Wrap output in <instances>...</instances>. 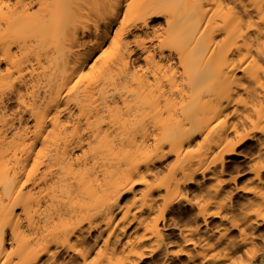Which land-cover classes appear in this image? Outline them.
<instances>
[{
    "label": "bare ground",
    "instance_id": "6f19581e",
    "mask_svg": "<svg viewBox=\"0 0 264 264\" xmlns=\"http://www.w3.org/2000/svg\"><path fill=\"white\" fill-rule=\"evenodd\" d=\"M263 226L264 0H0V264H264Z\"/></svg>",
    "mask_w": 264,
    "mask_h": 264
},
{
    "label": "rangeland",
    "instance_id": "374dc122",
    "mask_svg": "<svg viewBox=\"0 0 264 264\" xmlns=\"http://www.w3.org/2000/svg\"><path fill=\"white\" fill-rule=\"evenodd\" d=\"M254 146V142H252V141H248L246 144H245V146L244 147H253ZM234 159H236V158H234ZM239 161H241V160H239V159H236L235 160V162L234 163H230V164H228V167H227V174L229 175V176H237L238 175V173H241V172H244L245 171V164H243V163H241V162H239ZM240 184H242V183H240ZM237 200H239L238 199V196H237V198L234 200V201H237ZM215 220H213L212 222H211V224H213V223H215L214 222ZM261 230H262V232L264 231V226L261 228ZM261 230H260V232H261Z\"/></svg>",
    "mask_w": 264,
    "mask_h": 264
}]
</instances>
